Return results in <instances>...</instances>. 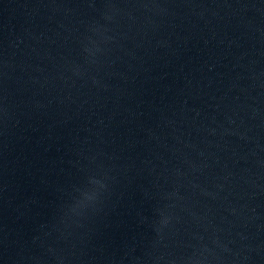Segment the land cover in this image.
<instances>
[{
    "label": "water",
    "instance_id": "obj_1",
    "mask_svg": "<svg viewBox=\"0 0 264 264\" xmlns=\"http://www.w3.org/2000/svg\"><path fill=\"white\" fill-rule=\"evenodd\" d=\"M0 264H264V0H0Z\"/></svg>",
    "mask_w": 264,
    "mask_h": 264
}]
</instances>
